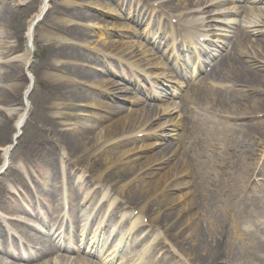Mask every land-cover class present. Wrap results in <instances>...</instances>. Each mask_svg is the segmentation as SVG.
I'll return each instance as SVG.
<instances>
[{"label":"bare ground","instance_id":"1","mask_svg":"<svg viewBox=\"0 0 264 264\" xmlns=\"http://www.w3.org/2000/svg\"><path fill=\"white\" fill-rule=\"evenodd\" d=\"M6 1L8 0H0V20L3 24L1 28L7 31L4 38H16L19 44L10 47L8 52H4L3 50L0 52V103L14 105L18 103V99L21 96L20 90L22 84H20L18 80H24V75L21 74V66H28L31 56L29 58L24 55L22 60L25 63L20 66L11 63L15 61L14 59H9L11 55L15 54L23 47L24 36L22 31L25 26H23V22L17 19L11 8L15 3L13 1ZM37 1L38 0H31L30 4H34ZM231 1L232 0H218L217 5H223L228 2L231 3ZM248 1L253 3L254 6L243 8L242 11L240 8L236 9L234 15L243 12V16L241 18L237 17V20H233L232 22H226L228 25L236 24L234 27L235 29H233V33L236 32L234 47H236L238 51L235 52L234 62L233 59L228 56L224 60L227 67L224 69V72L218 76V79L222 80L223 84L209 93L204 89L203 84L197 82V87L195 89L198 91L199 102L203 103L205 101L207 107L197 105L189 109L185 120L181 123V125L184 124L183 130L189 139L187 141L190 143L189 146L186 145L187 142L185 141H182L184 144L181 142L178 144H173L171 142L162 143L166 137H170L171 130H174V126H172V128L170 127L175 123V119L169 118L168 121L160 123L158 119L161 117V113L158 112V110L153 111V109L142 108L137 111L130 110L125 115L117 117L116 119L110 118L108 115H92V119H98L101 122L110 119V123L103 127L104 141L98 145V149L96 148L91 151L96 142H93V138L90 137L89 132L93 127L89 123H82L81 127L74 126L73 128L64 129L61 123L56 119L57 116L48 111L40 113L37 121L39 123H33L36 130L34 132L35 135L31 139V142L34 144L32 149L27 153H20L19 156L15 152H12L10 148L14 143L20 145V140L18 138L24 128L21 121L22 116H16L12 119L11 116L3 114L2 110H0V208L8 213H12L7 214L8 216L13 215L11 220L0 215V251L2 253L13 259L22 260L23 258L18 245L9 241V233H17L18 231L27 241L35 239L34 235L25 228L29 226L34 229V227L26 223L23 217L13 214L16 211H21V206L18 201L11 196L12 190L10 189L8 181L13 176L23 181V174L16 165L19 161L25 165L29 164L35 167V170L41 169L42 173L40 176L42 178H44L45 175L47 177L49 174L48 170L44 167L51 168L50 165L52 163L58 164L64 162L73 172H78L77 166L81 165L88 175L85 179L87 182L94 179L92 173L95 168H98L102 171V174L96 175L95 177L102 183L103 176L116 175L115 172L117 171L116 173H120L121 168H116L117 165L114 168L112 166L108 167L111 165L110 161H112V159H110L111 153L97 159L99 156L97 152L111 151L124 144L137 141L138 139L134 136L136 132L137 134L144 133V135L155 137L156 141L144 145H135L134 148L127 151V153L130 152L131 154L126 161L122 159L114 160L126 166L125 171L129 176L128 181L119 185L115 184L110 190L115 193L117 192L116 194L120 197L119 206L124 207L123 199H126L128 200L125 204L126 207L138 208L139 213L142 215L141 217L149 216V222L151 223L162 226L163 223L172 221L170 224L171 226L169 225V230L178 231L175 235L171 236L172 238L170 236L169 238L173 241L181 237H185L186 241L191 240L193 244L191 246V253L197 259L196 263L198 264H264V239H260V235L264 236V232L262 234L259 232L257 223L256 229L252 230L248 222L251 213L250 206H253V214L256 219L258 218L261 220L262 217L264 218V181L260 182L256 179V174L261 173L258 167L259 160L257 155L260 148H264V142L262 141L264 136V121L262 123H228V119L231 118L242 119L244 117L250 118V116L264 114V74H262L264 71V0ZM165 2L166 8L172 10L174 1L167 0ZM215 2H217V0H183L182 4L191 7L207 5L202 10H198L201 14L210 12L219 13L221 10L209 9L211 6L214 8L213 4ZM59 4L64 5V7L75 8V6H72L67 0H63V2ZM83 4L84 3H79V5ZM85 4L100 8L103 11L105 10V14L113 16L118 14L116 8L107 2L93 0L85 2ZM16 6H19V4L17 3ZM45 11L46 5L43 7L41 6L36 15L31 19L28 29L30 39L33 38V34L36 35V32H34L36 21L46 20V16H48L47 13L51 11V8H48L46 13ZM73 13L72 14L78 19L90 18L92 16L90 12L85 13L84 11ZM191 13L193 14V11H191L190 14ZM161 14L164 15V12ZM222 14H227V12L223 11ZM50 15L51 14H49V20L53 22L50 26L52 28H60L67 23L65 20H57L54 16ZM211 15L208 16L209 20ZM194 17L195 16H193L192 19L195 20V23L187 25L183 22L178 24V28L176 26L177 35L181 32L185 42L194 35L195 31L199 37L204 34L208 36L215 28L220 29L219 27L222 25H215L209 22L205 23L207 18H204L201 22L200 17ZM212 21L219 23L223 21V19H219L218 16H213L210 22ZM76 24L80 25L82 23L77 22ZM90 25L91 27L105 30L117 29L119 31H130L133 29L129 24H114L107 20H104V23L94 22L88 26ZM237 26H239V30H237ZM226 27L231 29L230 27L232 26ZM72 32L75 36L80 38L86 33L84 30L77 28ZM174 32L175 31L172 30V38ZM48 34L52 35L53 31L49 30ZM102 40V45H99L100 47L97 48L102 52L100 58L98 57L99 59L112 57L113 55L116 56V54H123L119 56L127 57L128 61L132 59L138 61L143 58L140 51L136 48V44L132 41L110 40L106 42L104 39ZM62 44L68 45L69 43L64 42ZM72 44H77L79 47L84 45L83 43ZM182 44L183 43H176L179 47L183 46ZM2 46L1 43L0 48H2ZM59 47L60 46H58V48ZM146 51H148V49ZM29 52L30 55H32L31 51ZM54 53L55 56L59 55L58 51ZM72 54H74L73 56L75 57H69L68 59L74 62L71 63L68 61V63L65 64V70L75 77L81 79L86 78L89 72L84 69V65L78 62L81 60L82 54L79 52ZM90 61H93V59L90 58L89 63H91ZM144 64L148 65V67H153L154 65V63L152 64L149 60H146ZM54 65H58L54 60L53 62L48 61L45 67L51 68ZM42 73L44 79H46L47 83L50 85L51 90L55 91V89H58L57 92L60 94L68 93L71 101L78 98V87H70L71 89H68V87L61 83L60 79L58 80V74L48 70ZM118 75L124 78L122 70ZM163 76L168 77V75ZM66 81L69 82L67 79ZM88 81L86 83L87 87L105 94H111L112 97L115 92L124 90L122 87L120 88L121 84L114 80L103 79L92 81L89 78ZM33 86L34 82L29 80L24 87L25 96L32 91ZM247 91L249 94L255 96L242 93ZM147 94L149 97L153 96L151 92ZM55 96L54 93L51 94L50 99ZM85 98H87V100L85 99L83 103L80 105L77 104L76 106L105 107L108 108L107 110L115 113H122V111L125 110L121 106L103 100H95L90 93ZM134 102L139 103L141 100L140 98H135ZM48 103L49 101L46 105L47 109L50 108ZM70 105L74 107L75 103H70ZM22 106L24 107L23 110L26 111L27 106L24 105V103ZM173 108L174 104L171 106L170 102H168L163 106L162 112H171ZM78 115L82 116V114ZM155 129L160 130L157 131V133L150 132ZM12 131H14V135L10 136ZM158 145L160 146L159 149L150 155L149 158H145L144 151L153 149ZM182 148L189 149L188 152L191 154V158H186L183 156V153L181 155L179 154V150ZM144 158L145 160L142 161ZM8 159H10V161ZM138 160H140V163L134 165L133 162ZM169 163L171 164L168 166ZM103 168L106 171L102 170ZM162 169H164V171L160 172ZM109 170L110 172L108 173ZM261 170L264 178V169L261 168ZM190 176H192L191 186H193L194 191L173 195L176 189L190 187L189 181L181 180V177L189 178ZM147 177H154V180L141 184L140 181ZM252 179H254V184L250 183ZM137 181L139 184H135ZM30 187L28 183L22 184L24 193L32 198ZM255 187L260 188L261 195L257 193ZM249 191L252 193V197L250 196L252 199L248 196ZM43 195L44 196H38L37 200L32 203L33 210L37 214L39 208H48L51 214L55 215L49 220V225L54 227L62 213L60 206L61 202L59 203V200L60 195H64V190L61 186L51 184L49 189L44 191ZM190 195L191 198L189 201L182 205L175 213L164 212L165 208H170L182 203V201ZM158 196H163V200H158V202L153 204L154 200H157L155 198ZM67 199H71V195L67 194ZM72 200L74 201L73 197ZM250 200L253 202L250 203ZM236 202L241 204L240 213L232 215L230 213V207ZM199 205L203 206L204 214L194 213V210ZM75 209L76 207L72 205L71 210L75 211ZM88 209L93 211L94 206L91 204ZM148 210H152L153 212L147 213ZM188 211L191 212L189 216L186 215ZM217 213H219V216L236 217L234 220L230 221V223L236 233L237 230H239L238 236L241 241L240 249L228 246V244L225 243L226 241L224 239L222 240V236L215 239H210L208 237L209 233L218 228L219 222ZM195 216L201 220L206 230L201 224H195L188 232L187 226L194 221ZM180 219H183L182 224L178 223ZM39 220L43 221L45 226H48L47 220L40 217ZM143 223L144 221L141 222V226H144ZM261 224H263V222H261ZM15 227H17V231ZM186 234H188V237H186ZM11 236L16 239L13 235ZM134 244H136V242ZM38 247L39 257L42 255H50L53 249V245L47 240L39 241ZM124 248L132 249V246L125 244ZM131 258L132 257H128L120 261L119 264H128L129 259L133 260ZM0 264L17 263L6 261L0 257ZM38 264L100 263L83 258L71 259L59 257L55 259V257H46L41 259V262ZM101 264H105V262L102 261Z\"/></svg>","mask_w":264,"mask_h":264},{"label":"rangeland","instance_id":"2","mask_svg":"<svg viewBox=\"0 0 264 264\" xmlns=\"http://www.w3.org/2000/svg\"><path fill=\"white\" fill-rule=\"evenodd\" d=\"M12 1L15 3V5L11 7L13 12L15 13L17 19L24 23L23 26H25V27L22 31V34L24 36L23 47L20 48L15 54L11 55V57H9V59L10 58L14 59L15 61H12L11 63H14V64L20 66V65L25 63L22 60L24 55H26L29 58L31 56V58H30V61L28 63V66H25V67L21 66V68H22L21 74L24 75L23 76L24 80H22V79L18 80V82L20 84H22V87L20 90L21 96L18 99V103L14 104V105H6V104L0 103V110H2L3 114L11 116L12 119H14L16 116H18V117L20 115L22 116L21 121H22V125H24V128L20 134V137L18 138L20 140V145H18L17 143H14L12 145V147L10 148L12 150V152H15L16 154H18L20 156V153H22V152H25V153L29 152L34 145L31 142V139L35 135L34 132L36 130L33 126V123H35V122L39 123L37 121H38L40 113L49 111L51 114H54L55 116H57L56 119L58 120L59 123H61V125L64 129L65 128L66 129L73 128L74 126L81 127L82 123L83 124L88 123L84 120L85 116H92L94 114L105 115V112H103V110L104 109L107 110L108 108H105V107L99 108L98 106H96L94 108H85V107L81 108V107L76 106V105L83 103L85 99L87 100V98H85V97L88 96L89 93L86 89V87H87L86 83H87V80L89 78L92 81L93 80H103V79L112 80L114 78L108 76L109 73L107 71H106V73L102 74V73H98L94 70L92 71V69L90 68V67H97L100 70L105 69L104 67H101L99 65V63L94 64L93 63L94 61L93 62L90 61L91 63H89V60H90V58L92 59V57L90 55H88L87 53L93 52L94 50L96 51L97 48L100 47L99 45H102V43H103L102 39H104L106 42L110 41L109 38L105 39L104 35H99V32L103 31L105 29L97 28V27H94V28L92 27L89 30L85 29V26L92 24L94 22L104 23V19L101 16V12H102L101 10L102 9L96 8V7L88 5V4L87 5L85 4V2H89V1H93V0H67L68 2H70V4H72V6H75V8L74 7L68 8V7H64V5H60L59 3H62L63 0H38L34 4H30L31 0H8L6 2H12ZM99 1L100 2H107L105 0H99ZM17 3L19 4V6H16ZM79 3H84V4L79 5ZM119 3H123V2L121 0H119ZM177 3H181V2H179V0H178ZM40 5L42 7L44 5H46L45 13L47 12L48 8H51V11L49 13H47L48 16H46V20L44 19L42 21H36L35 26H34V32H36V35L33 34V38L30 39L29 33H28V29L30 26L29 23L31 22V19L34 17V15H36V13L38 12L39 8L41 7ZM58 9H60V10H58ZM65 11H67V12H65ZM72 11L73 12L84 11L85 13L90 12L92 14V16L90 18L78 19L75 15H73L75 13H73ZM45 13H44V15H45ZM49 14L54 16L57 20H65L67 23H65V25L61 26L60 28H58V27H56V29L52 28L50 26L53 22H50ZM108 19L110 21L114 22V24H118V22H121L117 19H112V18H108ZM47 20H49V21H47ZM77 22H80L82 24L77 25L76 24ZM2 25L3 24L0 20V45H1V43L3 45L2 48H0V52L2 50L4 52H8V49H10V47L17 46L19 43H18L16 38H8V39L4 38L7 31H6V29L1 28ZM76 28L82 29L86 33L83 34V36L81 38L78 36H75L72 31H74ZM49 30L53 31L52 35L48 34ZM112 38L114 41H117V40L128 41V40L121 39V38L119 39L118 36H113ZM60 39H63V40H60ZM66 39H68V40H66ZM64 42H68L69 46L67 44L66 45L62 44ZM72 43H83L84 45L79 47V46H77V44H72ZM58 46H60V47L58 48ZM5 47H7V48H5ZM29 51H31L32 55H30ZM57 51L59 52V55L55 56L54 52H57ZM75 52H79L82 54L81 60L78 62L81 63L82 65H84V69L87 72H89V74L84 79H81L79 77H75L73 74H70L69 72H67L65 70V68H66L65 64H67L68 61H70L71 63L74 62L68 58L69 57H75V56H73L74 54H72ZM53 60L58 65H54L51 68L45 67V65H46V63H48V61L53 62ZM45 70H48V71L53 72L55 74H58L57 75L58 80L60 79L61 83H63L66 87H68V89H71L70 87H73V88L78 87L79 88L78 94H77L78 98L71 101L70 95L68 93L67 94H60L59 92H57L58 89H55V91L51 90L50 85L47 83V80L44 79V77H43L42 72ZM262 74H264V71L262 72ZM66 79L69 80V82H67ZM29 80L30 81L32 80V82H34V86H33L32 91L25 96L24 87L27 85ZM114 81L121 84L120 88L123 86L119 79H115ZM103 89H105V88H103ZM121 92L120 91L115 92L114 95L121 97ZM53 93L56 96L52 97V99H50V95ZM95 100H99V99H97L95 97ZM102 100H104L105 102L110 101V99L108 97H104V99H102ZM48 101H49L48 105H50V108L47 109L46 105H47ZM23 103H24V105L27 106L26 111L23 110L24 109V107L22 106ZM70 103H75V106L74 107L71 106ZM125 105L129 106V104H125ZM78 114H82V116L81 115L79 116ZM109 123H110V121L109 122L107 121V123L98 122L97 124H90L93 128L90 130L89 134H90V137L93 138V142H96V144L91 149V151L95 150L96 148L98 149V145L104 141V132H103L104 129H103V127ZM13 135H14V131H12L10 133V136H13ZM140 138H142V137H140ZM153 142H155V141H150V142H146V143H139L138 145H144V144L153 143ZM134 147H135V145L129 144L123 148H114L111 151L108 150L107 152L103 151L101 153L97 152V155H99L97 157V159L101 158L102 156H104L106 154L111 153L110 159H112V161H110L111 165H109L108 167L112 166L114 168L117 165L116 168L117 167L121 168L120 173L119 172L116 173L117 171L115 168V171H116L115 174L116 175L113 174V175L103 176V182H106L107 184L113 186L115 184L119 185V184H123L124 182L128 181L129 176H128V173L125 171L126 166H124V164H119V162H115L114 160L115 159H122V160L126 161L131 154L130 152L127 153V151L130 150L131 148H134ZM155 148L156 149H154V151H152V152L151 151L149 152V150H145L144 151L145 158H149L150 155H152L155 151H157L159 149V146H157ZM94 156H95V154H94ZM145 158L142 159V161H144ZM8 160L10 161V159H8ZM139 163H140V160L133 162L134 165H137ZM16 165L18 167H20L23 175L27 176V178L30 181V177H32V175L34 173L31 165H29V164L25 165L21 161H19V163ZM79 167H81L80 170H83V168H84L81 165L77 166V168H79ZM102 170L106 171L104 168ZM163 171L164 170H161L160 172H163ZM109 172H110V170L108 171V173ZM93 173L96 176V175L102 174V171L99 170L98 168H95ZM83 175L87 176V174H85L83 172L78 173L76 176L79 178H82V177H85ZM183 178L184 177H182L181 180H183ZM11 180H13V178H11ZM97 180H99V179H94V181L91 182L93 186L97 185ZM153 180H154V177H147V178L142 179L140 182L142 184V183H146L148 181H153ZM13 181H14V184H18L19 182H21V181H15V180H13ZM107 184H104V185H107ZM135 184H139V182L137 181ZM33 186L39 187L40 184L34 183ZM186 188H188V187H186ZM105 189H107V188H105ZM183 191H184V193H186V192H189L190 190H189V188L188 189H185V188L176 189L173 192L174 193L173 195H176V194L178 195L179 193H183ZM190 198H191V195L188 198L184 199L182 201V203L175 205V206H172L170 208H165L164 212H166V213L174 212L175 213L177 210H179L182 207L183 204H186ZM155 199H157V200H154L153 204L158 202V200L162 201L163 196H158ZM202 207H203L202 205L197 206V208L194 210V213L197 212V214H198V212L201 211ZM152 212H153L152 210H148L147 213H152ZM43 214H45V213L43 212ZM190 214H191V212H189V211L186 213L187 216H189ZM173 221H175V220H173ZM160 223H162V222H160ZM171 223H172V221H169L168 223L162 224V227L164 228V231L166 232V237H167V235L171 237L172 235H175V233L178 231V230L177 231L169 230ZM178 223L182 224L183 219H180ZM195 224H201L200 219L197 218V216H195L194 221L190 225L187 226L188 232L193 227V225H195ZM222 226H223V224L220 225L219 230L216 232L218 234V236H216V237L211 236L210 237L208 235V237L210 239H215L219 236H222L221 238L223 240L224 236H223V234H221ZM114 227H115L114 223H110V229H114ZM123 230H125V227L121 228L119 230V232H122ZM186 237H188V234H186ZM237 237H238V235H237ZM224 240L226 241L225 243L228 244V246H232L234 248L239 247L240 243H241V241H239L238 239L233 240V242L231 241L230 243H228L229 240H226V239H224ZM172 242L174 243L173 240H172ZM175 242H177L178 245L183 247L182 250H179V249L178 250L181 252L182 255H185V254L188 255V256H185V258L189 262L192 263V261H193L194 264H198V263H196L197 259L191 253V246L193 245L191 240L186 241L185 237H181V238H177L175 240ZM162 247L169 248V246H167L165 244H163ZM202 252H203V250H202ZM189 257H191V259ZM166 261H168V260H166ZM188 261H186V262L188 263Z\"/></svg>","mask_w":264,"mask_h":264}]
</instances>
